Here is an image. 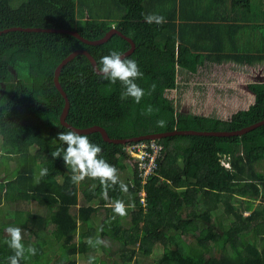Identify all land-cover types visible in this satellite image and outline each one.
Returning <instances> with one entry per match:
<instances>
[{"label": "trees", "instance_id": "1", "mask_svg": "<svg viewBox=\"0 0 264 264\" xmlns=\"http://www.w3.org/2000/svg\"><path fill=\"white\" fill-rule=\"evenodd\" d=\"M172 1L160 3L165 7L170 2V6L157 14L166 23L157 25L146 22L155 7L148 0H112L114 8L124 13L116 20H111L113 14L94 13L95 0H0V31L13 27L76 30L94 41L115 27L132 40L135 50L128 57L137 60L144 73L137 80L145 90L140 103L131 97L122 99L121 84L101 79L88 58L78 55L59 76L70 102L66 121L72 127L99 126L110 138L129 139L176 130L231 132L264 121L263 84L251 86L254 104L228 120L182 114L169 96L187 85L189 77L209 61L227 59L249 65L264 61V33L260 39L253 35L264 29V2L261 8L253 0H180L182 24H177ZM212 2L215 7L217 2L224 6L221 16L206 18L214 23L202 22V14L214 12ZM130 48L118 34L96 46L61 33L12 31L0 36V137L4 151L0 159L18 165L12 175L7 168L3 170L8 177L0 179V241L9 225L27 233L23 242L35 246L37 254L22 264H50L41 259L54 244L60 251L58 264H79L75 257L83 255L87 261L94 258L93 264H103L91 253L104 250L108 239L118 247L103 251L105 264H152L157 247L163 248L165 264H264V248L244 242L253 234L264 243V175L256 169L264 163V125L243 136L176 135L157 141L164 150L158 171L145 186L144 204L140 179L127 173L125 147L103 141L99 133L87 136L117 168L127 192H121L119 185L105 190L92 179L73 184L62 158L52 159L57 134L68 130L60 123L65 100L54 84L56 68L77 50L87 51L98 64L110 51L124 54ZM206 51L207 55L200 54ZM179 74L183 78H177ZM149 106L153 109L150 114L146 111ZM159 120L165 125L158 126ZM224 156H228L230 168L222 164ZM41 168H47L48 174L38 180ZM116 200L124 202V216L114 213ZM17 201L37 202L48 213L5 212L1 207ZM100 210H105L106 218L98 224L95 217ZM247 211L249 216H245ZM217 216L225 223L221 229L212 223ZM128 218L129 222L124 221ZM80 224L81 231H86L78 234ZM178 236L190 239L188 251L175 241ZM97 239L105 243L94 246ZM238 245L256 252L255 256L244 257ZM11 254L7 245L0 243V261Z\"/></svg>", "mask_w": 264, "mask_h": 264}, {"label": "clouds", "instance_id": "2", "mask_svg": "<svg viewBox=\"0 0 264 264\" xmlns=\"http://www.w3.org/2000/svg\"><path fill=\"white\" fill-rule=\"evenodd\" d=\"M145 19L148 24L155 23L157 25H161L166 23L165 18L162 15L157 14H149L145 17ZM200 54L207 55L208 52H201ZM200 68H198L197 72ZM95 71L99 74L101 79L108 81L110 84L114 85L117 82L121 84L123 87V92L121 94L122 99L131 97L136 103H140L144 97L145 90L137 83V80L141 79L144 73L140 70L137 60L127 57L122 52L112 50L109 54L103 55L99 59ZM195 76L196 75L190 77ZM154 87L155 86L153 85V88ZM146 111L150 114L153 109L149 106ZM165 123L166 122L164 120L157 121L158 126H164ZM55 140L58 144L55 147V150L50 152V155L53 160L56 158H62L67 169L70 170L72 174L71 180L73 184L78 185L85 179H92L99 181V183L104 186L105 190L119 185L121 192L128 191L127 185L119 179L117 168L110 164L102 156L101 146L90 141L86 134L69 128L67 131L59 132ZM132 143L138 142H128L126 145L122 146L126 147L128 144ZM221 162L225 167H231L230 162H228V156L221 158ZM127 163L131 165L133 173L136 174L129 155ZM47 174L48 169L41 168L37 179L39 180L40 177H44ZM113 211L119 216H124L126 214L124 202L121 200L114 201ZM5 232L6 236L2 241H0V243L7 245L12 254L7 256L5 261H0V264H22V262L29 260L37 254L35 246L25 245L23 242L21 227L9 225L5 228ZM90 243L93 242L90 241ZM103 243L104 242L102 240L97 239L94 242V246ZM93 260L94 258L90 257L88 264H93Z\"/></svg>", "mask_w": 264, "mask_h": 264}, {"label": "rangeland", "instance_id": "3", "mask_svg": "<svg viewBox=\"0 0 264 264\" xmlns=\"http://www.w3.org/2000/svg\"><path fill=\"white\" fill-rule=\"evenodd\" d=\"M264 0H253L254 4L257 6H260L263 8V3L261 2ZM109 0H95V10L94 13L97 12L99 13L100 16L104 14H113V18L111 20H116L121 19L124 16V13L122 11L116 10L112 3H108ZM212 7H214V14L215 16L220 17L221 16V11L222 8L224 9V6L222 7L221 4L217 2V6H214V2H212ZM218 9V10H217ZM261 11V10H260ZM164 12V9L161 7H158V5H155L153 8V14H159ZM207 23H214L212 20L208 19L206 21ZM249 31H252L251 29L248 28ZM264 33V29L260 28L257 30L256 34H253L254 36L258 37L259 39L261 38L262 34ZM254 46V44H252ZM208 52V51H206ZM214 76V72L212 71V66L211 67H203L199 69V74L195 77H189V81H187V85L184 84L183 86L178 87L176 90L169 92L170 93V98H173L175 101L177 109H179L181 112H198L200 114H205V115H210L214 114L217 117H220L222 119L229 118L231 116L230 111L231 110H245L246 106H240V100L234 104L233 106L230 103V93H236L235 89V84L232 87H228L227 85H222L223 82L222 80H225L226 78H212V75ZM193 75V74H192ZM177 78H183L181 74ZM230 79V78H229ZM237 80V78H235ZM260 79L256 78L253 81ZM263 79V78H262ZM231 81V79H230ZM178 82L180 83L181 80L178 79ZM247 87V85H246ZM250 91V90H249ZM227 94V98H224L223 96ZM248 95V94H247ZM219 101L221 102L220 104ZM242 101V100H241ZM183 112V113H184ZM2 138L0 137V156L4 154V151L1 147L2 144ZM223 158V157H222ZM4 164V165H3ZM126 165L129 166L130 174H132V167L130 164L126 162ZM18 167L17 163L15 161H10L7 163H4L2 159H0V179L3 181L5 180L8 175H12L13 171L16 170ZM6 168L10 173L8 175L4 174L2 171L5 170ZM257 171L261 172L264 175V163H260L256 165ZM127 173L128 169H127ZM92 184H88L87 186H90ZM84 204V199L82 197V193L80 192V205ZM2 209L6 211H31V212H40L43 214L48 213V210L43 208L42 206H39L37 202H30L27 203L25 201H17L15 203H4L3 206H1ZM7 212V213H8ZM3 215V214H1ZM221 215V214H220ZM15 215L10 216L8 219L9 221L13 220V217ZM221 217V216H220ZM106 218V212L105 210H100L98 215L95 217V222L98 224H101V222ZM2 219V218H1ZM4 219V218H3ZM124 221L129 222V218L125 219ZM123 221V222H124ZM222 219L217 216V218H214L212 220V223L214 222L215 226L218 227L219 229L222 228L221 223ZM2 221H0L1 223ZM96 223H94L96 225ZM86 226V225H84ZM82 227L80 225V228L78 230V234L82 233L83 231H86L84 228L83 231ZM216 230H219L215 228ZM81 231V232H80ZM6 235V232H4ZM23 238H26L27 233L22 231ZM106 240V239H105ZM103 241V240H102ZM177 243L182 245L183 250L188 251L189 250V239L184 238V237H177L175 240ZM104 242V241H103ZM105 243V242H104ZM112 243V245H111ZM113 241L110 242L108 239V243L106 242L105 244L107 247L102 251H99L97 253H91L92 256H96L97 262L99 263L101 260H103V264L106 263V258H102L103 256V251H106V249L109 251L113 248H117V245H113ZM213 244H215L214 241H212ZM260 250L264 248V243L262 240L256 242ZM174 248V247H173ZM214 249V248H213ZM60 251L57 249V246L50 245L47 248L46 251V256H44L41 260L42 263L45 262H50V264H58L59 263V256ZM75 259L78 261L79 264H88L89 261H87V258L85 255L82 256H76ZM118 262H116L117 264ZM152 264H165L163 261V248L157 247L155 250V253L151 259ZM111 264V263H110ZM132 264V263H131Z\"/></svg>", "mask_w": 264, "mask_h": 264}, {"label": "water", "instance_id": "4", "mask_svg": "<svg viewBox=\"0 0 264 264\" xmlns=\"http://www.w3.org/2000/svg\"><path fill=\"white\" fill-rule=\"evenodd\" d=\"M12 31H25V32H37V33H61V34H68L76 37L77 39L81 40L82 42L88 44V45H102L106 42H108L114 34H118L125 38L130 44L131 48L128 50L126 53H124L127 57L133 54L135 50V45L132 42L130 38H126L123 36L122 33L118 32L116 29H112L110 32H108L102 39L99 40H88L82 37L76 30H65V29H43V28H29V29H23V28H10L6 29L4 31H0V36L4 33L12 32ZM78 55H83L88 58V60L91 62V65L93 66L94 70L96 69L97 63L94 60V58L91 56L90 53H88L85 50H77L70 54L63 62L56 68L55 73H54V84L59 91V93L63 96L65 100V106L63 108L62 114L60 116V123L65 126L66 128H71L75 129L83 134L86 135H92L94 133H99L102 136L103 141L110 143V144H115V145H126L128 142H139V141H144V140H154V141H159L163 138L170 137V136H176V135H194V136H212V137H234V136H243L251 131H253L256 128H259L260 126L264 125V121L258 122L256 124H253L249 127L243 128L241 130L237 131H212V132H200V131H188V130H183V131H173V132H164V133H157V134H151V135H145V136H138L134 138H129V139H113L110 138L106 130L102 127L99 126H94L88 129H78L75 127H72L70 124L67 123L66 119L70 110V102L69 99L62 89V86L60 85L59 82V76L61 74V71L64 66H66L70 61L74 60ZM96 72V71H95ZM97 73V72H96ZM15 74V73H14ZM98 74V73H97Z\"/></svg>", "mask_w": 264, "mask_h": 264}, {"label": "flooded vegetation", "instance_id": "5", "mask_svg": "<svg viewBox=\"0 0 264 264\" xmlns=\"http://www.w3.org/2000/svg\"><path fill=\"white\" fill-rule=\"evenodd\" d=\"M113 29H115V27H113ZM213 64H218V65H212V71L214 72V76L213 74L211 75L212 78H226L225 80H222L223 82L222 85H227L228 87H232L235 84V89L237 90L236 93L228 94L230 95V98H231L230 99L231 105L233 106L239 100H240V106H246L245 109L253 105L255 101L254 100L255 93L251 89V86L254 84H258V83L264 85V61L260 63H256L254 65L238 63L233 60H229L225 63L214 62ZM240 64H243V65H240ZM229 78L231 79V81ZM235 78H237V80ZM256 78H260V79L253 81ZM223 97L227 98V94H225ZM220 103L221 102L219 101L218 104ZM238 111L240 110H237V109L231 110L230 114L233 115L237 113ZM183 112L181 113L183 114ZM184 113L188 114L190 112L187 111ZM191 113L209 116V117L214 116L217 119H222L220 117H217L214 114L205 115V114H200L198 112H191ZM229 118H226L223 120H228Z\"/></svg>", "mask_w": 264, "mask_h": 264}, {"label": "built area", "instance_id": "6", "mask_svg": "<svg viewBox=\"0 0 264 264\" xmlns=\"http://www.w3.org/2000/svg\"><path fill=\"white\" fill-rule=\"evenodd\" d=\"M163 146L157 141H143L128 144L125 152L131 157L134 172L140 179L141 189L140 196L142 203H145L146 190L145 186L151 176L155 175L159 169V160L162 157ZM134 186V184H132Z\"/></svg>", "mask_w": 264, "mask_h": 264}, {"label": "crops", "instance_id": "7", "mask_svg": "<svg viewBox=\"0 0 264 264\" xmlns=\"http://www.w3.org/2000/svg\"><path fill=\"white\" fill-rule=\"evenodd\" d=\"M112 0H109V2L108 3H112L111 2ZM166 0H148V3L151 5V6H155V5H158V7H161V5H160V3H162V2H165ZM172 1V0H171ZM186 1V0H185ZM173 2V1H172ZM169 6H170V2H166L165 3V7H161V8H163L164 10H166V9H169ZM174 9H176L175 10V12L173 13V19L175 20V23H177V24H182V20H181V18H180V13H179V11H180V9H181V2H180V0H177L176 2L174 1L173 2V9H171V10H174ZM176 14H177V16H176ZM213 15H215L214 14V12H208V13H206V14H202V16H200L202 19H203V21L202 22H206L208 19H206V18H210V19H212L213 17ZM166 16V18L167 19H169V15H165ZM230 18V17H229ZM221 21H218V23H220ZM227 22H229V21H224V23H227ZM257 33V32H256ZM251 36V35H250ZM227 61H229V60H227V59H225L223 62H219V63H225V62H227ZM214 62H207V63H205V65H204V68L205 67H211L212 65H218V64H213ZM240 65H243V64H240ZM201 69V68H200ZM199 74V71L196 73V74H194V75H198ZM127 169H128V172H129V174H130V170H129V166H127ZM132 171H133V168H132ZM133 173V172H132ZM131 175V174H130ZM249 214H250V212L249 211H247L246 213H245V216H249ZM81 223V222H80ZM222 224H225L223 221H222ZM81 226H82V224H80ZM223 228H228V226H223ZM221 229V228H220ZM225 229V230H226ZM260 240H262L260 237H257V236H254L253 234H251V235H247L246 236V238H245V243L246 242H248V241H251V242H253V243H255V244H257L256 242L257 241H260ZM189 241H190V239H189ZM237 248H238V250L240 251V254H242L244 257L245 256H247L248 254H252L253 255V257L255 256V253L256 252H254V251H252V250H250V249H248V248H245V246H241V245H238L237 246ZM216 253V252H215ZM238 256H239V254H238Z\"/></svg>", "mask_w": 264, "mask_h": 264}]
</instances>
